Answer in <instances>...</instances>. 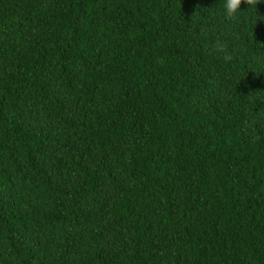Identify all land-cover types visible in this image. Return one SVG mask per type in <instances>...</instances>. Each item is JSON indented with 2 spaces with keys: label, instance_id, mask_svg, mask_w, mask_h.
<instances>
[{
  "label": "trees",
  "instance_id": "trees-1",
  "mask_svg": "<svg viewBox=\"0 0 264 264\" xmlns=\"http://www.w3.org/2000/svg\"><path fill=\"white\" fill-rule=\"evenodd\" d=\"M0 0V264H264V0Z\"/></svg>",
  "mask_w": 264,
  "mask_h": 264
},
{
  "label": "clouds",
  "instance_id": "clouds-1",
  "mask_svg": "<svg viewBox=\"0 0 264 264\" xmlns=\"http://www.w3.org/2000/svg\"><path fill=\"white\" fill-rule=\"evenodd\" d=\"M260 0H224L223 4V18L226 22H234L239 17L237 13L240 12L241 4H247L248 8H255Z\"/></svg>",
  "mask_w": 264,
  "mask_h": 264
}]
</instances>
